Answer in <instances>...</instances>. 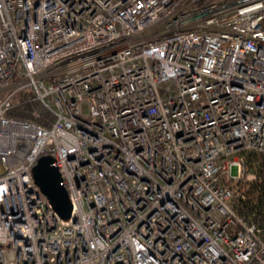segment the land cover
<instances>
[{
  "label": "built area",
  "instance_id": "obj_1",
  "mask_svg": "<svg viewBox=\"0 0 264 264\" xmlns=\"http://www.w3.org/2000/svg\"><path fill=\"white\" fill-rule=\"evenodd\" d=\"M1 163L0 264H264V0H0Z\"/></svg>",
  "mask_w": 264,
  "mask_h": 264
},
{
  "label": "water",
  "instance_id": "obj_2",
  "mask_svg": "<svg viewBox=\"0 0 264 264\" xmlns=\"http://www.w3.org/2000/svg\"><path fill=\"white\" fill-rule=\"evenodd\" d=\"M52 162L53 157L50 154L40 155L32 166V175L58 215L61 218H68L71 214L72 205L67 190L61 183L59 169ZM4 170L5 165L1 163L0 173Z\"/></svg>",
  "mask_w": 264,
  "mask_h": 264
},
{
  "label": "trees",
  "instance_id": "obj_3",
  "mask_svg": "<svg viewBox=\"0 0 264 264\" xmlns=\"http://www.w3.org/2000/svg\"><path fill=\"white\" fill-rule=\"evenodd\" d=\"M29 94L23 92L21 94L20 99L24 100ZM32 107H38L37 102L35 101H29V102H25L23 104H20L16 107L13 108L12 110V114L19 116V117H25L28 118L30 116V110L32 109ZM41 114H43V119L41 118V120H39L40 122H47L44 120V117L46 118H50L48 114L45 113V111L43 109H40ZM257 188V192L258 193V199L260 200V202H264V182H261L260 184H257L255 186Z\"/></svg>",
  "mask_w": 264,
  "mask_h": 264
}]
</instances>
